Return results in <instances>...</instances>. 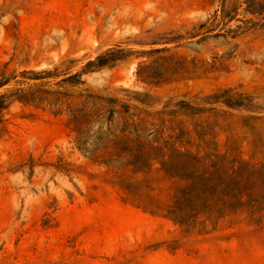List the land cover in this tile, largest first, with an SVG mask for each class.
<instances>
[{
	"label": "rangeland",
	"instance_id": "obj_1",
	"mask_svg": "<svg viewBox=\"0 0 264 264\" xmlns=\"http://www.w3.org/2000/svg\"><path fill=\"white\" fill-rule=\"evenodd\" d=\"M0 264H264V0H0Z\"/></svg>",
	"mask_w": 264,
	"mask_h": 264
}]
</instances>
